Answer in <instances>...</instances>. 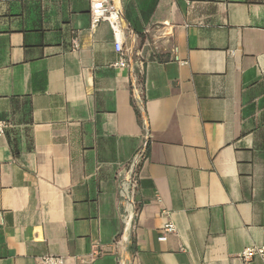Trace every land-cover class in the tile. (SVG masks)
<instances>
[{
	"label": "crops",
	"instance_id": "0c3cea01",
	"mask_svg": "<svg viewBox=\"0 0 264 264\" xmlns=\"http://www.w3.org/2000/svg\"><path fill=\"white\" fill-rule=\"evenodd\" d=\"M121 5L120 52L90 0H0V264H242L264 245V0ZM145 141L125 233L118 174Z\"/></svg>",
	"mask_w": 264,
	"mask_h": 264
},
{
	"label": "built area",
	"instance_id": "2783aa9c",
	"mask_svg": "<svg viewBox=\"0 0 264 264\" xmlns=\"http://www.w3.org/2000/svg\"><path fill=\"white\" fill-rule=\"evenodd\" d=\"M90 3L91 26L96 27L102 21L108 22L113 31L114 42L117 49L120 52L124 51L123 27L125 21L121 0H90ZM78 48L79 43L77 40H74L73 49ZM128 64L129 60L124 56H121V58L114 63L115 66H126ZM141 64L140 62V66H142ZM133 90L135 93H138L135 81ZM9 126L10 122L0 117V136L6 133ZM146 147L147 143L145 141L143 146L132 157L129 165L118 174V194L124 208L122 219L125 225V233H131L137 218L138 212L134 195L139 184L138 169L146 156ZM162 230L163 232L158 239L159 241H166L168 234L176 231V225L173 222H168L163 226ZM93 253L96 254L97 251ZM239 257L242 259V264H250L254 257H260L264 263V245L246 247L239 253ZM39 259L43 264H65L64 257L57 255H44Z\"/></svg>",
	"mask_w": 264,
	"mask_h": 264
}]
</instances>
